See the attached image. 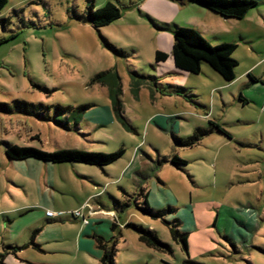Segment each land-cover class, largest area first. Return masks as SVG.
I'll return each instance as SVG.
<instances>
[{"label": "rangeland", "instance_id": "obj_1", "mask_svg": "<svg viewBox=\"0 0 264 264\" xmlns=\"http://www.w3.org/2000/svg\"><path fill=\"white\" fill-rule=\"evenodd\" d=\"M185 1L94 0L96 9L112 3L122 13L97 30L77 17L88 0H7L0 13V264H84L83 257L74 263L70 253L49 254L54 245L40 243L47 237L41 209L46 198L37 187L41 168L60 189L56 201L63 210L53 211L56 216L76 212L70 206L80 207L82 200L86 225L89 209H100L93 213L104 219L97 236L116 264H264V0H255L258 5L241 20ZM166 24L196 30L213 47L238 45L235 80L228 83L203 64L199 75L161 79L181 93L152 95L143 86L136 98L130 72L159 76L149 67L155 53H171L172 32L155 27ZM101 37L127 57H117ZM108 71L120 78L123 113L134 130L120 123L100 128L95 121L87 129L83 121L66 132L28 116L43 112L63 121L55 117L57 107L70 108L68 117L105 106L113 113V75L95 80ZM210 123L229 136L215 130L193 147L174 145L172 136H192ZM5 143L45 152H125L81 184L77 174L90 168L33 165L24 174L20 163L6 157ZM174 154L188 164L175 168ZM148 192L151 208L173 211L161 219L145 214ZM19 206L28 207L25 215H11L7 223L4 211ZM134 227L153 231L170 251L148 247ZM169 228L188 233V251ZM86 258V264H99L97 256Z\"/></svg>", "mask_w": 264, "mask_h": 264}, {"label": "trees", "instance_id": "obj_2", "mask_svg": "<svg viewBox=\"0 0 264 264\" xmlns=\"http://www.w3.org/2000/svg\"><path fill=\"white\" fill-rule=\"evenodd\" d=\"M89 4L86 11L81 16H77L79 20H84L94 26L95 29L109 26L111 23L119 19L122 15L121 10L118 9L114 4L107 3L104 7L96 9L94 6V0H88ZM190 4L198 5L203 7L214 14L220 15L225 19H244L247 14L254 9L258 4L255 0H188ZM7 4V0H0V13ZM155 27L159 30L169 29L173 34V45L170 54L165 52L157 51L155 53L154 62L149 67L158 74V69L162 64H165L169 59L172 60L173 66L176 72L184 74L199 75L202 72L203 64L208 65L219 74L224 81L232 82L235 80V71L238 67V61L233 57L235 51L238 48L236 44H221L218 46H211L206 39L196 30L184 28L180 26L170 27L165 25L164 27ZM104 47L112 51L117 57L125 58L126 53L122 50H118L108 42L107 39L101 37ZM142 70V69H141ZM142 71L130 72L131 82L133 85V92L137 98L138 91L141 87L145 86L148 88L150 93L161 94H179L182 92L181 87L160 83L161 76H151ZM108 75H113V84L110 88L111 94V107L115 119L126 129L134 130L129 124L128 119L123 113V104L120 99V78L114 71H108L102 73L96 77L95 80L101 82L103 78ZM257 82V80H253ZM166 87L167 89H164ZM87 110V107H83L82 111ZM56 116H61L64 120L53 119L51 116H46L43 112L27 113L28 116L36 117L42 122L53 123L59 129L70 132L72 131L71 125L73 124L76 130L80 124L81 117L73 116L70 117V108H56ZM68 115V116H67ZM229 136L226 131L222 130L218 125L210 123L209 128H198L192 136L186 138H177L173 136L174 145L177 147H193L200 142V140L211 134L214 131ZM124 149H120L117 152L105 154V153H92L84 152L80 150H59L55 152H45L32 147H20L5 143V155L11 161H25V160H36L44 163L51 164H83L87 166H94L103 169L119 159L124 155ZM170 163L177 169H182L183 166L187 165L186 160L181 159L178 155L174 154ZM149 194L145 196L144 207L141 208L145 214L154 219H161L169 212L173 211L171 208L167 210L156 211L151 208L148 200ZM178 220L174 221L177 222ZM138 233L140 241L150 248H154L159 251H170L169 245L160 241L156 233L150 230H145L142 227H134ZM170 229V228H169ZM173 239L182 244L184 250L188 251V233L179 232V230L170 229ZM35 233V232H34ZM98 248L102 251V257L99 264H116L113 259V253L108 250L104 245L103 241L97 235L94 236ZM1 258V256H0Z\"/></svg>", "mask_w": 264, "mask_h": 264}, {"label": "crops", "instance_id": "obj_3", "mask_svg": "<svg viewBox=\"0 0 264 264\" xmlns=\"http://www.w3.org/2000/svg\"><path fill=\"white\" fill-rule=\"evenodd\" d=\"M186 4H189L188 0H186L185 3H183V5H186ZM171 50H172V47H171ZM168 61L159 67L158 69L159 76H161L164 79L165 76L169 74H173V73H177L179 75L184 74V73L176 72L173 66L172 60L169 59ZM166 69L169 71H165ZM107 108L108 107L105 106V109L103 110V112H87L86 114L82 116L80 124L78 125L77 128L81 127V124L83 121L86 123L85 127L87 129L91 128L90 127L91 121L97 122L100 128H107L110 126L118 125L119 122L115 119L112 112H108ZM14 162L20 163L18 165L19 166L18 168L24 174H26V172H28L29 169L33 167V165L44 167V168L55 167V166H69L72 169H76V170L79 169L78 167H84L85 169L90 168V169H87V171L89 172H86L85 170V174L83 175L77 174L76 180L79 183L81 182V184H85V182H87L88 180L91 182L94 181L93 175L91 174L97 171V167L87 166L83 164H51V163H44V162H40V161H36L32 159L25 160V161H14ZM41 169L37 176L38 177L37 187L39 191L42 192L46 198V201L42 203L41 209L44 211V218L42 219V223L44 224V227L47 228L45 231L47 237L43 239V241H41L40 243L54 245V246L49 247L48 249L49 254H59V255L62 253L63 254H67V253L73 254L75 256L74 263L79 259V257H83L82 263L86 264V259H87L86 255L87 256L94 255L101 259L102 251L98 248L96 241L94 239V236L100 235L102 233L100 228H98L97 226L100 225L101 222L104 221V219L102 220L100 218L101 215L98 213L93 214L95 212H98L100 209L99 210L89 209V215H88L89 222L86 225L82 224L83 220L75 219L71 215H68V214L63 215V214L57 213L58 215L54 218L48 217L47 216L48 211H55L56 213V211L61 210V209L63 210V208H61L58 202L56 201V198H57L56 192H59L58 190L60 189L57 187L55 176L54 175L50 176V174L44 175ZM92 169H95V170H92ZM90 172H93V173H90ZM126 189L121 188L122 191ZM147 194H149V192ZM96 199L97 198H95L94 200ZM148 200H149V196H148ZM97 202L103 207L101 199ZM85 204L86 203L81 200L80 207H76V206L73 207L72 205L70 206V210H74V209L82 210L83 215H84V211L86 209L84 208ZM27 209L28 207L26 206H19L14 209H9L8 211H4L5 213L2 216H7V219H6L7 223H11L12 220L11 218H9L11 215H18L17 218H21L22 216L25 215V211ZM22 231H24V229ZM63 241L67 243L66 247L60 246L61 244H63ZM55 243H57L58 245H56ZM13 246L14 245H8L9 248ZM3 248L4 249L6 248L5 244L3 245ZM99 263H100V260H99Z\"/></svg>", "mask_w": 264, "mask_h": 264}, {"label": "built area", "instance_id": "obj_4", "mask_svg": "<svg viewBox=\"0 0 264 264\" xmlns=\"http://www.w3.org/2000/svg\"><path fill=\"white\" fill-rule=\"evenodd\" d=\"M70 215L73 218H75V219L83 220V222L85 221V218H84V215H83V211L82 210H77L76 212H71ZM47 216L50 217V218H54L56 215H55V213L53 211H48L47 212Z\"/></svg>", "mask_w": 264, "mask_h": 264}]
</instances>
